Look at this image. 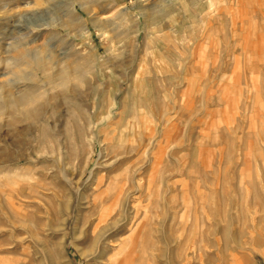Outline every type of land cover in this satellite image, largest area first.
Listing matches in <instances>:
<instances>
[{
  "label": "rangeland",
  "instance_id": "1",
  "mask_svg": "<svg viewBox=\"0 0 264 264\" xmlns=\"http://www.w3.org/2000/svg\"><path fill=\"white\" fill-rule=\"evenodd\" d=\"M110 262L264 264V0H0V264Z\"/></svg>",
  "mask_w": 264,
  "mask_h": 264
},
{
  "label": "bare ground",
  "instance_id": "2",
  "mask_svg": "<svg viewBox=\"0 0 264 264\" xmlns=\"http://www.w3.org/2000/svg\"><path fill=\"white\" fill-rule=\"evenodd\" d=\"M24 58V55L21 57V59H23ZM20 59V60H21ZM26 97L23 95H21V96H19L15 101H14V104H17V103H21V102H23L24 100H26L25 99ZM22 104V103H21ZM15 106V105H14ZM19 106V105H18ZM22 106V105H21ZM20 107V106H19ZM15 108V107H14ZM112 262H110V264H111ZM114 263V262H113ZM112 263V264H113Z\"/></svg>",
  "mask_w": 264,
  "mask_h": 264
}]
</instances>
